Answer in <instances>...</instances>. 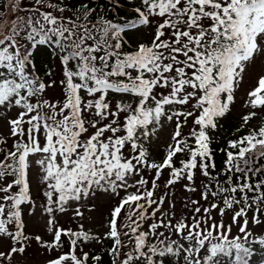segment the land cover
Instances as JSON below:
<instances>
[{
    "label": "snow or ice",
    "instance_id": "1",
    "mask_svg": "<svg viewBox=\"0 0 264 264\" xmlns=\"http://www.w3.org/2000/svg\"><path fill=\"white\" fill-rule=\"evenodd\" d=\"M0 7L7 21H0L7 130L0 144L12 139L0 158V264H34L26 255L32 241L49 253L42 264H103L102 254L84 249L105 237L111 264H251L252 242L264 246V234L248 227L264 233V0H8ZM37 51L58 62L55 97L45 96L58 81L50 70L46 79L38 75ZM257 66L258 83L243 102L250 110L235 129L247 131L226 140L218 168L221 120ZM258 111L261 119L250 123ZM165 132L157 155L144 141ZM34 164L47 238L25 234L24 217L36 214ZM197 173L208 182L177 215L172 189L183 180L196 191ZM100 201L103 233L56 217L67 208L74 217L84 207L99 212Z\"/></svg>",
    "mask_w": 264,
    "mask_h": 264
},
{
    "label": "rangeland",
    "instance_id": "2",
    "mask_svg": "<svg viewBox=\"0 0 264 264\" xmlns=\"http://www.w3.org/2000/svg\"><path fill=\"white\" fill-rule=\"evenodd\" d=\"M8 2V0H7ZM259 71V67L250 68L249 71L245 74L244 82L240 86V89L236 93V100L235 103L231 106V110L225 114V116L221 120V128L217 132L219 135L224 134H237L241 132L247 131V128L241 129L240 132H237L235 129L239 126V124L242 121V116L246 114L250 109L244 105V100L247 98L246 93L247 91L251 90L252 87H255L258 83L256 73ZM59 73L57 72L53 78L57 79L59 81ZM59 94V86H57L56 89L49 88L48 91L45 93V96H53ZM3 113L0 112V116H2ZM262 114L258 111V115L255 118H252L250 123H255L258 120H260V116ZM170 127V125H169ZM167 131V130H166ZM7 130L4 127L3 123L0 122V134H6ZM168 137L166 135V132L164 134H161L159 136V139L150 137L148 141H144L146 146H150L152 151H154L157 155L162 154L165 151V142L167 141ZM12 144V139L9 138L7 141V144H0L2 148L5 150L10 148ZM35 159V157H33ZM38 171L39 166L33 165L32 168L29 171V179L31 181V195L35 198V212L36 214L34 216H28L26 215L24 217L25 224H26V230L28 233H39L42 235H46V231L44 229V223L46 220V214L43 212L42 209V200L43 198V189L38 183ZM167 176V173L164 172L161 176L162 179H160V184L162 185L165 177ZM200 182H201V176L197 173L196 175V184H197V190L194 192H188L186 189L183 188V184L186 183V181H180L179 183L175 184L174 189H172L173 194L169 197V200L175 201V210L177 215L182 214L183 212H188L189 209L185 207L186 200L185 197H192L194 199H199V192H200ZM3 181H0V186H2ZM158 194H164L161 190ZM2 195V193H0ZM169 200H166L163 207L167 208L169 206ZM3 202V201H0ZM101 203V211L99 212H90L87 207L82 208V216L81 217H74L72 215V212L75 210L74 208H67L65 212L60 213L56 212V217L59 221V223L65 227H73L75 228L78 223L83 224L85 229H90L92 232L96 233H103L105 230V224H104V218L106 216V213L103 211V208L106 206V202L100 201ZM201 204H204V200H200ZM25 210H27V205H25ZM215 215V213H214ZM229 216H224V221L227 224L228 223ZM249 228L256 231L258 234H264L260 232L259 228L251 222L248 225ZM237 232L236 225H232V233L235 234ZM262 254H257L254 258L256 259L254 261V264H259V261L263 258V252H259ZM27 258L30 261H33L34 264H42L44 258L49 255L48 252H45L43 250H39L37 244L35 241H32L31 248L28 249L27 252Z\"/></svg>",
    "mask_w": 264,
    "mask_h": 264
},
{
    "label": "trees",
    "instance_id": "3",
    "mask_svg": "<svg viewBox=\"0 0 264 264\" xmlns=\"http://www.w3.org/2000/svg\"><path fill=\"white\" fill-rule=\"evenodd\" d=\"M66 2L69 5H77L81 2V0H66ZM92 2L100 4V5L106 4V0H92ZM68 14H69L68 12H65V15H68ZM45 61H48L47 64L51 68L50 56L47 57ZM41 76H43V75H41ZM235 136H239V135H235ZM231 137L232 136L227 135V134H224L221 136H216V140L218 143H214L213 148L215 149L214 155H215V160H216L218 168L221 166L220 157H221L222 153H221L220 149L223 147H226V140L228 138H231ZM213 174H215V173H213ZM202 177H203V180L207 183L208 178L203 176V175H202ZM256 242L259 243L258 241H256ZM110 243H111V241L105 237L104 240L102 241V243H97L95 245H87L85 248H88V249H86L85 251H89L92 255L100 253V254H102L101 259L103 260V264H111V261H112V259H114V257L108 255L107 251H106L107 248L110 246Z\"/></svg>",
    "mask_w": 264,
    "mask_h": 264
}]
</instances>
